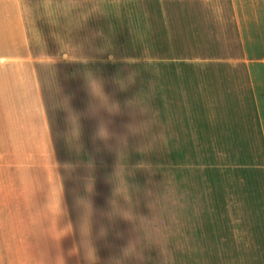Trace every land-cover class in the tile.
<instances>
[{
    "label": "crops",
    "instance_id": "crops-1",
    "mask_svg": "<svg viewBox=\"0 0 264 264\" xmlns=\"http://www.w3.org/2000/svg\"><path fill=\"white\" fill-rule=\"evenodd\" d=\"M258 160L264 0H0V264H264Z\"/></svg>",
    "mask_w": 264,
    "mask_h": 264
},
{
    "label": "rangeland",
    "instance_id": "rangeland-1",
    "mask_svg": "<svg viewBox=\"0 0 264 264\" xmlns=\"http://www.w3.org/2000/svg\"><path fill=\"white\" fill-rule=\"evenodd\" d=\"M110 8V7H109ZM115 40V39H110L108 38V42L107 44L104 42V45H107L108 46V49L110 50V47L114 46L112 45V41ZM131 41H132V38H123V39H118V45H121V42L123 44V51H124V54H123V60L124 61H132V55H131ZM93 43L96 44V45H100V39L97 38V39H93ZM117 60L114 55H107L106 57H104V60ZM141 60H145L141 57ZM136 156L140 157V162H139V167L142 170H147L150 165H153V162H154V168L156 169V172H162L163 169H164V156H165V153L164 151H161V150H156V151H148V150H140L139 152H137L135 154ZM148 158H150L148 160ZM257 167L259 168L258 169V172L259 173H264V160L262 161H257ZM151 168V167H150Z\"/></svg>",
    "mask_w": 264,
    "mask_h": 264
},
{
    "label": "clouds",
    "instance_id": "clouds-1",
    "mask_svg": "<svg viewBox=\"0 0 264 264\" xmlns=\"http://www.w3.org/2000/svg\"><path fill=\"white\" fill-rule=\"evenodd\" d=\"M76 20H77V18H76ZM77 23H78V20H77ZM100 94H101V93H100ZM134 103H139V98H138V100L135 101ZM112 110H115V106L112 107ZM144 111L147 112V111H148V108L145 107ZM151 124H152V120L149 121V122H147V123H145V124L143 125L142 128H140V129L133 128L132 131H134V132H135V131L147 132V131L151 128ZM122 156H123V155H122ZM123 215L128 216L129 214L125 212V213H123ZM85 225L87 226V228H88V230H89V225H88V223H87V220L85 221V223H84L83 226H85ZM65 230H66V229H65ZM131 252H132V249H129V250H128V253H126V255H127V254H130ZM116 264H121V262H120V261H117Z\"/></svg>",
    "mask_w": 264,
    "mask_h": 264
},
{
    "label": "bare ground",
    "instance_id": "bare-ground-1",
    "mask_svg": "<svg viewBox=\"0 0 264 264\" xmlns=\"http://www.w3.org/2000/svg\"><path fill=\"white\" fill-rule=\"evenodd\" d=\"M157 93V92H156Z\"/></svg>",
    "mask_w": 264,
    "mask_h": 264
}]
</instances>
